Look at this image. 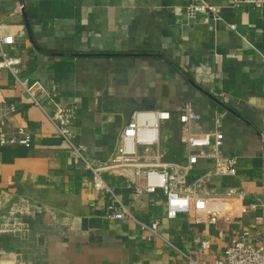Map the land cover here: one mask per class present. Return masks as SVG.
<instances>
[{
    "label": "crops",
    "instance_id": "obj_1",
    "mask_svg": "<svg viewBox=\"0 0 264 264\" xmlns=\"http://www.w3.org/2000/svg\"><path fill=\"white\" fill-rule=\"evenodd\" d=\"M205 5L218 17L188 18V7ZM0 33L14 40L6 52L22 59L21 76L58 85L60 101L77 105V143L93 163L112 158L136 112L158 110L173 116L161 137L166 161L187 163L177 119L191 104L195 130L221 131L224 156L238 159L236 175L213 178L209 191L246 193L213 200L214 222L196 211L170 220L161 193L137 197L124 177L105 175L134 216L114 219L110 195L95 190L93 174L3 69L0 107L17 109L9 130L32 142L0 147V264H213L244 231L264 241V9L233 0H0ZM214 166L200 160L189 183ZM155 220L158 236L140 225Z\"/></svg>",
    "mask_w": 264,
    "mask_h": 264
},
{
    "label": "built area",
    "instance_id": "obj_2",
    "mask_svg": "<svg viewBox=\"0 0 264 264\" xmlns=\"http://www.w3.org/2000/svg\"><path fill=\"white\" fill-rule=\"evenodd\" d=\"M233 4L236 7L264 9V0H233ZM199 13H206L213 18L219 15L218 9L212 6L187 8L189 19H194ZM13 43L12 37L0 33V70L11 72L15 85L21 88L29 105L45 114L72 156L93 174L95 190L110 195L113 203L109 209L114 219L123 220L125 217L134 216L122 203L121 196L105 181V175L124 177L137 197L156 196L161 193L164 197L165 215L170 220L196 211L208 213L214 222L220 211L214 207L213 200H240L246 196L245 191L236 189H228L222 195L209 191L213 178L236 175L238 159L224 156V134L221 131L201 133L195 130L199 116L191 104L184 105L177 119L181 129V143L192 151L187 163L166 161V154L161 149L162 129L172 121L173 116L170 112L161 110L136 112L122 130L112 158L105 163H93L86 157L87 148L77 143V105H65L60 101L61 92L58 85L48 88L29 77L21 76L22 59L11 57L6 52ZM16 112L14 105L3 104L0 107V147L31 145L32 137L27 131L21 128L9 130V120ZM153 149H156L154 153ZM203 159L214 161V168L195 182L189 183L190 175ZM252 208L255 209L256 206ZM140 225L143 230L158 236L161 221L155 220L151 225ZM202 245L206 250L210 243L204 241ZM191 261L193 262L192 259ZM213 264H264V241L254 238L250 231H244L227 248L224 257L215 260Z\"/></svg>",
    "mask_w": 264,
    "mask_h": 264
},
{
    "label": "rangeland",
    "instance_id": "obj_3",
    "mask_svg": "<svg viewBox=\"0 0 264 264\" xmlns=\"http://www.w3.org/2000/svg\"><path fill=\"white\" fill-rule=\"evenodd\" d=\"M164 128H165V127H163V129H162V138H163V134L165 133V132H164Z\"/></svg>",
    "mask_w": 264,
    "mask_h": 264
}]
</instances>
